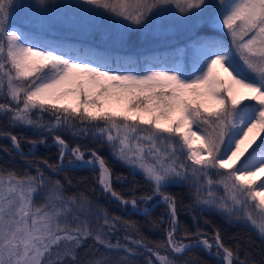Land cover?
I'll list each match as a JSON object with an SVG mask.
<instances>
[{
  "label": "snow or ice",
  "instance_id": "obj_1",
  "mask_svg": "<svg viewBox=\"0 0 264 264\" xmlns=\"http://www.w3.org/2000/svg\"><path fill=\"white\" fill-rule=\"evenodd\" d=\"M17 9L25 12L19 26L10 21ZM177 28L190 34L181 46L132 50L142 47L134 37ZM98 33L105 43L94 42ZM0 98V139L12 145L0 151L34 155L10 131L31 127L52 135L61 161L30 164L35 174L0 165V264H138L137 254H147L144 264H154L153 256L180 264L178 257L194 248L218 264H264L239 241L226 244L219 228L211 239L185 229L177 240L178 205L168 191L187 185L190 209L250 224L264 238V182L257 179H264V139L257 143L264 134V0H0ZM60 130L107 144L150 191L123 197L113 180L127 176L116 175L96 150L70 145ZM24 140L35 149L47 136ZM194 141L201 146L193 148ZM84 167L98 170L101 193L125 209L148 216L153 202H162L165 241L151 247L139 225L82 193L65 194V184L45 174ZM118 225L123 237L116 236Z\"/></svg>",
  "mask_w": 264,
  "mask_h": 264
},
{
  "label": "trees",
  "instance_id": "obj_2",
  "mask_svg": "<svg viewBox=\"0 0 264 264\" xmlns=\"http://www.w3.org/2000/svg\"><path fill=\"white\" fill-rule=\"evenodd\" d=\"M20 2L27 3L25 0H20ZM32 2H35V0H32ZM18 15L23 18H18ZM24 19L25 12L23 9H17L14 15H10L11 23L18 24V26L23 23ZM56 30L61 34H67L69 36L73 35L71 31L63 26H57ZM189 35V33L179 28L169 34L140 35L133 39L142 47H137L132 50L146 51L148 49H155L164 52L186 43ZM220 37L227 39L223 34H221ZM94 42L103 44L105 43V38L98 33L94 37ZM2 102L3 100L0 98V103ZM44 119L45 123H47L48 117L45 116ZM3 127V123L0 122V128ZM10 131L22 140V151L25 154L31 152L34 153V155H26L25 158H22L15 152H12V155H9L5 151H0V165L15 169L21 174L25 172L35 174V168H30L29 165L40 164V167L43 168L44 165L41 163L42 160H47L53 167L61 165V161L58 158V146L54 144L50 133H43L40 130L31 127H15L10 129ZM44 135L47 136V143L45 145L39 144L35 150L30 147L26 140H24L25 137L29 140H36ZM59 135L66 139V141L72 146L79 144L86 152L89 150H96L112 166L116 175L123 173L127 176V182L113 180L114 190L123 197H131L132 195L140 197L150 191L149 185L141 175H135L134 177L129 175V169L112 157L111 150L107 144L97 141L92 136H74L68 130H60ZM3 147L11 149L12 145L10 140L0 139V148ZM45 174L50 175L54 180H60L64 183L65 194L71 195L73 193H82L93 203L106 209L110 214L122 217L124 220L139 225V234H142L147 241L153 242L150 244L151 247L155 248L156 244L165 241V233L168 227L167 221L165 219L164 223H160V221L164 219V214L166 213L163 204L158 205L148 216L131 212L130 207L125 209L118 202L114 201L112 197L101 193L100 185L97 182L99 172L96 169L74 168L66 169L63 172L57 173H52L50 169H45ZM68 180L71 181L70 185L66 183ZM133 185H135V187H133ZM168 191L176 197L178 205L179 232L176 236L177 240L184 239L183 233L185 229L192 232L199 229L211 239L214 229L219 228L226 244L233 245L239 241L243 247H246L251 251L252 255L257 260L264 256V241L254 230L248 228L243 223L228 222L224 217L217 213L209 211L201 212L199 207L190 209L189 205H191L193 201L190 198L191 192L187 185H173ZM220 194L223 195V188L220 189ZM36 202H38V198L36 199ZM140 207H144L143 203H141ZM80 214L84 216L89 215V217L91 216L90 213L85 214L82 212ZM194 216L195 220L193 219ZM153 223L159 225V227L153 228ZM92 227H96V225L93 224ZM118 228L119 231H117L116 236L123 237L125 234L123 227L118 225ZM127 234L134 239L138 238V234L135 231H129ZM113 242H115V238L113 239ZM88 243L90 244L91 241L89 240ZM130 247L132 246L130 245ZM85 251L86 249H82L81 254L83 255ZM100 251L104 252L105 250L101 248ZM158 251L160 255H166L170 259L176 256V254L171 253L170 250L158 249ZM146 255L147 254H137L135 256L138 264H144ZM178 259L180 264H184V261L192 262V264H218L216 257L210 256L200 248H194L190 252H186L182 256H179ZM153 261L154 264H160L157 256H153Z\"/></svg>",
  "mask_w": 264,
  "mask_h": 264
},
{
  "label": "rangeland",
  "instance_id": "obj_3",
  "mask_svg": "<svg viewBox=\"0 0 264 264\" xmlns=\"http://www.w3.org/2000/svg\"><path fill=\"white\" fill-rule=\"evenodd\" d=\"M26 2H28L29 0H25ZM209 2H211V3H215L216 2V0H209ZM19 17H21V18H23L22 16H19L18 15V18ZM13 25H17L18 26V24H13ZM221 39H224V38H222V37H220ZM181 45H183V44H181ZM180 45V46H181ZM221 75L222 76H224L225 78H226V76H227V74H225V73H223V72H221ZM117 107H120V106H117ZM260 139H264V134H261V136L257 139V143H259V140ZM201 146V142L200 141H194V143H193V148H199ZM255 147V145H253V148ZM251 148L248 150L249 152H251ZM247 155V154H246ZM244 158H246V156L245 157H242L241 159H244ZM238 166V165H237ZM261 177H264V173H262L261 174ZM260 182H264V179H261L260 177H258L257 178ZM38 198V202H36V203H40L41 201H42V197L40 196V195H36L35 196V201H36V199ZM209 212H212V213H217V212H215V211H209ZM218 214V213H217ZM81 215V217H83L84 215H82V214H80ZM69 220H70V223H74V220H73V218L72 217H69ZM245 226H247L248 228H250V229H252V230H254L260 237H261V235L259 234V232L253 227V226H251L250 224H246V223H243ZM262 238V237H261ZM262 240L264 241V238H262Z\"/></svg>",
  "mask_w": 264,
  "mask_h": 264
},
{
  "label": "water",
  "instance_id": "obj_4",
  "mask_svg": "<svg viewBox=\"0 0 264 264\" xmlns=\"http://www.w3.org/2000/svg\"><path fill=\"white\" fill-rule=\"evenodd\" d=\"M42 145H44V144H42ZM36 149V148H35ZM84 168H87V169H93V168H91V167H84ZM113 199V198H112ZM114 201H116L115 199H113ZM117 202V201H116ZM160 204H163L162 202L160 203ZM159 204V205H160ZM157 206V204H155V203H153L152 205H151V211L152 210H154L155 209V207ZM131 208V207H130ZM131 210L133 211V209L131 208ZM134 212V211H133ZM138 214H140V215H145L143 212H140V213H138Z\"/></svg>",
  "mask_w": 264,
  "mask_h": 264
},
{
  "label": "flooded vegetation",
  "instance_id": "obj_5",
  "mask_svg": "<svg viewBox=\"0 0 264 264\" xmlns=\"http://www.w3.org/2000/svg\"><path fill=\"white\" fill-rule=\"evenodd\" d=\"M259 236V235H258ZM260 237V236H259ZM261 238V237H260ZM262 239V238H261Z\"/></svg>",
  "mask_w": 264,
  "mask_h": 264
}]
</instances>
